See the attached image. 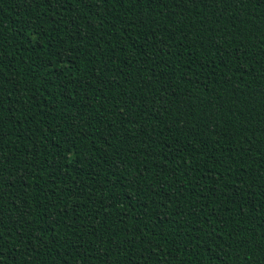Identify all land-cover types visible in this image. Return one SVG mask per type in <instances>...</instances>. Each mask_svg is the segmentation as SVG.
Returning <instances> with one entry per match:
<instances>
[{"label": "trees", "instance_id": "16d2710c", "mask_svg": "<svg viewBox=\"0 0 264 264\" xmlns=\"http://www.w3.org/2000/svg\"><path fill=\"white\" fill-rule=\"evenodd\" d=\"M0 264H264V0H0Z\"/></svg>", "mask_w": 264, "mask_h": 264}]
</instances>
